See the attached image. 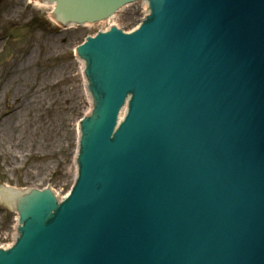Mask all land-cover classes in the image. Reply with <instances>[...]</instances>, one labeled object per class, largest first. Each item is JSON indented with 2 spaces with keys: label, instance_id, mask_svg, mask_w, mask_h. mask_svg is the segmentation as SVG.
<instances>
[{
  "label": "water",
  "instance_id": "1",
  "mask_svg": "<svg viewBox=\"0 0 264 264\" xmlns=\"http://www.w3.org/2000/svg\"><path fill=\"white\" fill-rule=\"evenodd\" d=\"M56 1L81 23L134 0ZM149 1L78 48V178L61 203L20 197L0 264H264V0Z\"/></svg>",
  "mask_w": 264,
  "mask_h": 264
},
{
  "label": "rangeland",
  "instance_id": "2",
  "mask_svg": "<svg viewBox=\"0 0 264 264\" xmlns=\"http://www.w3.org/2000/svg\"><path fill=\"white\" fill-rule=\"evenodd\" d=\"M24 6L25 0H0V47L5 45L4 35L13 34L0 57V114L5 111L7 99L15 103L11 100L15 94L22 100L21 106L25 104L22 118L30 119L32 124L26 148L9 147L7 139L6 144H0L1 156L11 152L16 158L9 163L1 157L0 185L35 189L48 186L61 197L75 178L77 122L90 109L82 65L73 49L103 25L60 29L51 21L47 8ZM143 13V6L135 3L120 10L113 23L129 31L139 24ZM18 68H24L23 72L19 74ZM19 78L23 87L20 90ZM36 96L42 98V105L35 104ZM27 99L34 101L32 110L30 100L25 103ZM15 166L17 169L11 170ZM6 208L0 205V247L10 244L15 233L16 214L5 212Z\"/></svg>",
  "mask_w": 264,
  "mask_h": 264
},
{
  "label": "bare ground",
  "instance_id": "3",
  "mask_svg": "<svg viewBox=\"0 0 264 264\" xmlns=\"http://www.w3.org/2000/svg\"><path fill=\"white\" fill-rule=\"evenodd\" d=\"M35 5L38 8H48V10L50 11L53 6H50L48 4L45 3H35ZM52 18V17H51ZM23 69H17L18 73L20 74L21 72H23ZM15 81V80H14ZM21 78H19V85L17 87L18 90L21 89ZM27 86V83L25 84ZM23 88V87H22ZM30 89V87L28 86V90ZM28 92V91H26ZM30 95V94H29ZM31 96V95H30ZM31 99H34V96H31ZM13 102H15L14 104H10V99L6 100V104H5V111L3 112V114H0V144H6L4 139H7V143H9V147H15L17 150L19 147H23L26 148L27 146V134H29L31 132V128H32V124L31 121L29 120H24L22 117L23 115L21 114L22 110H24L25 104L23 103L21 106V102L22 100L19 97H14L11 99ZM30 99H27L25 101V103H27V101H29ZM2 101V100H0ZM35 104L37 105H42L44 103V101L42 100V98L40 96H36V99L34 100ZM33 100H30V104H29V110H32L35 106H34V102ZM29 139V138H28ZM31 143H33L32 141H30ZM6 146V145H5ZM3 157H5V159L9 160V163H12L14 160L16 161L15 156L11 153V152H5L3 155ZM0 155V159L2 157ZM2 157V159H3ZM4 161V159H3ZM3 167H6V164H3ZM15 170L17 169V167H12L11 170ZM4 195L0 194V202H4L3 200H5L6 203H10L11 201V197L10 196H6L3 197ZM3 247H8L7 245L3 246Z\"/></svg>",
  "mask_w": 264,
  "mask_h": 264
}]
</instances>
